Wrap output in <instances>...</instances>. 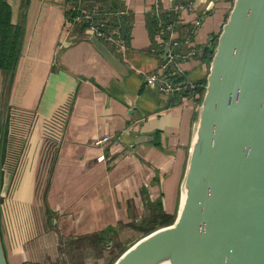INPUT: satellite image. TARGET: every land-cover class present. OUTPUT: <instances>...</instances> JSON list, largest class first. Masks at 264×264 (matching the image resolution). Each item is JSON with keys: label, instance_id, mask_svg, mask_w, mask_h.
I'll return each instance as SVG.
<instances>
[{"label": "crops", "instance_id": "crops-1", "mask_svg": "<svg viewBox=\"0 0 264 264\" xmlns=\"http://www.w3.org/2000/svg\"><path fill=\"white\" fill-rule=\"evenodd\" d=\"M67 1L6 0L22 27L14 69L0 70L7 264L54 258L59 238L102 233L103 250L114 238L134 243L145 234L147 202L174 220L213 40L234 0H188L196 12L172 14L175 0H82L84 9L128 11L123 47L111 49L121 71L96 51L84 24H71ZM166 44L193 89L163 93L145 83L159 73Z\"/></svg>", "mask_w": 264, "mask_h": 264}, {"label": "water", "instance_id": "water-1", "mask_svg": "<svg viewBox=\"0 0 264 264\" xmlns=\"http://www.w3.org/2000/svg\"><path fill=\"white\" fill-rule=\"evenodd\" d=\"M145 21L150 31L149 13ZM90 42L123 70L98 38ZM163 261L264 264V0H234L212 49L176 217L112 264ZM0 264H7L1 234Z\"/></svg>", "mask_w": 264, "mask_h": 264}, {"label": "built area", "instance_id": "built-area-1", "mask_svg": "<svg viewBox=\"0 0 264 264\" xmlns=\"http://www.w3.org/2000/svg\"><path fill=\"white\" fill-rule=\"evenodd\" d=\"M209 8L210 4L208 3L203 12L205 13ZM66 10L70 14L71 24H84L90 34L98 38L110 51L111 49H122L121 23L128 17V11L118 9L112 12H100L84 9L82 0H68ZM173 10L175 13L182 10L196 12L193 2L188 0H175ZM160 13L161 11L158 5H155L152 11L153 16L159 18ZM199 24L200 16L196 14L193 25L198 26ZM194 54L195 50L191 49L189 55L194 56ZM180 58L181 56L178 51L173 48H168L163 62L159 67V73L146 76L145 83L163 93L181 94L186 89H193L195 86L187 82L179 66L178 60ZM108 139L109 137L105 136L95 143L100 144Z\"/></svg>", "mask_w": 264, "mask_h": 264}, {"label": "trees", "instance_id": "trees-1", "mask_svg": "<svg viewBox=\"0 0 264 264\" xmlns=\"http://www.w3.org/2000/svg\"><path fill=\"white\" fill-rule=\"evenodd\" d=\"M21 40L22 27L18 24H12L10 7L6 0H0V70L10 71L14 69L18 58ZM215 43L216 39L213 40V45ZM146 206L152 211L153 204L147 202ZM145 221L147 223L145 225L144 235L159 227L171 224L173 222V218L166 217L165 215H158L152 212L146 215ZM61 240H71L69 249L79 246L80 242H85L86 240H92L98 245L100 243H104V237L102 236V233L94 236H82Z\"/></svg>", "mask_w": 264, "mask_h": 264}, {"label": "rangeland", "instance_id": "rangeland-1", "mask_svg": "<svg viewBox=\"0 0 264 264\" xmlns=\"http://www.w3.org/2000/svg\"><path fill=\"white\" fill-rule=\"evenodd\" d=\"M152 211L146 208L142 218L152 213ZM60 240H58L56 245L54 258H46L41 260L40 263L34 264H99L100 261V264H112L115 258L133 244L130 241H120L114 238L110 242V246L103 250L101 243L98 245L92 240H86L85 242H80L79 246L69 249L71 240Z\"/></svg>", "mask_w": 264, "mask_h": 264}, {"label": "bare ground", "instance_id": "bare-ground-1", "mask_svg": "<svg viewBox=\"0 0 264 264\" xmlns=\"http://www.w3.org/2000/svg\"><path fill=\"white\" fill-rule=\"evenodd\" d=\"M159 264H168L166 261L160 262Z\"/></svg>", "mask_w": 264, "mask_h": 264}]
</instances>
